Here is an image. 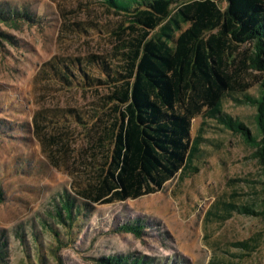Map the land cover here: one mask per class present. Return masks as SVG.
I'll list each match as a JSON object with an SVG mask.
<instances>
[{"label": "rangeland", "instance_id": "1", "mask_svg": "<svg viewBox=\"0 0 264 264\" xmlns=\"http://www.w3.org/2000/svg\"><path fill=\"white\" fill-rule=\"evenodd\" d=\"M123 19L94 0H0V264H102L101 257L113 254L156 264H264L262 216L236 212L218 223L210 215L230 202L256 203L260 210L263 185L254 149L215 121L205 126L207 140L194 160L198 172L183 181L177 173L155 194L110 205L75 196L77 181L86 182L81 166L99 160L94 135L105 119L108 91L63 86L43 74L42 64L54 55L110 53L118 44L112 30ZM249 92L257 95V85ZM64 107L86 122L58 114L49 122ZM224 108L256 132L254 106L226 99ZM201 122L193 119V136ZM51 137L57 142L45 141ZM64 143L70 159L55 160L52 150ZM66 194L81 207L70 225L53 219ZM127 224L140 231L123 229ZM249 238L256 250L237 262L235 243Z\"/></svg>", "mask_w": 264, "mask_h": 264}, {"label": "trees", "instance_id": "2", "mask_svg": "<svg viewBox=\"0 0 264 264\" xmlns=\"http://www.w3.org/2000/svg\"><path fill=\"white\" fill-rule=\"evenodd\" d=\"M94 1L124 18L112 30L118 42L115 49L83 58L54 55L42 64L43 74L63 86L108 91L102 98L105 119L94 135L99 160H90L84 168L80 165L86 182L77 181L75 196L110 205L155 194L177 173L183 181L189 173L198 172L194 160L202 152L201 144L207 140L205 126L212 120L239 134L254 149L263 185L260 210L256 203L230 202L223 212L210 215L218 223H225L236 212L264 218V0H227L226 8L220 6V0ZM88 26L101 32L95 23ZM253 84L257 95L249 92ZM226 99L255 107L256 132L227 113ZM55 112L49 122L56 114L66 121L86 122L74 108ZM197 116L202 122L193 136ZM35 123L41 131L38 120ZM45 141L57 142L54 137ZM68 150L66 143L61 144L52 150V156L69 160ZM80 208L66 194L55 207L53 219L70 225ZM122 228L140 231L136 224ZM52 232L59 238L54 229ZM255 241L249 238L235 243L240 251L234 254L237 262L256 250ZM99 260L102 264H156L122 254Z\"/></svg>", "mask_w": 264, "mask_h": 264}]
</instances>
